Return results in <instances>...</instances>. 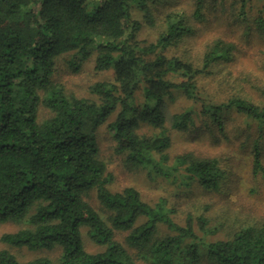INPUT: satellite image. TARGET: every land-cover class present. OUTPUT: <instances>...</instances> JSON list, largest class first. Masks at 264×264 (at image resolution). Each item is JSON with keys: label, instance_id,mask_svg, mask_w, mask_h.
<instances>
[{"label": "trees", "instance_id": "trees-1", "mask_svg": "<svg viewBox=\"0 0 264 264\" xmlns=\"http://www.w3.org/2000/svg\"><path fill=\"white\" fill-rule=\"evenodd\" d=\"M256 1L195 0L190 12L171 0H0V225L28 226L0 241L62 250L57 261L25 263L2 250L0 264H264V218L247 219L228 239L209 242L196 232H206V217L187 212L180 225L165 198L151 205L134 187L108 189L111 174L96 133L114 116L108 129L124 167L183 188L182 194L186 189L187 200L198 188L220 194L235 175L231 161L192 152L171 158L172 132L237 140L250 148L251 177L264 178V85L259 103L243 97L212 103L200 77L230 63L235 47L213 41L199 56L187 55L195 24L220 14L264 38V0ZM140 18L160 21L154 42L137 39ZM64 55L74 70L94 56L96 71H113L112 83L91 88L98 103L67 95L55 83V63ZM177 97L187 106L169 112ZM141 126L153 133L141 135ZM82 228L103 252L84 249Z\"/></svg>", "mask_w": 264, "mask_h": 264}, {"label": "rangeland", "instance_id": "rangeland-1", "mask_svg": "<svg viewBox=\"0 0 264 264\" xmlns=\"http://www.w3.org/2000/svg\"><path fill=\"white\" fill-rule=\"evenodd\" d=\"M171 1L177 2L178 10L192 12L195 5V0ZM253 1L258 6V2ZM217 18L218 21H215ZM215 19L211 18V22L195 24L197 34L195 38L189 40L187 45L192 49V53L187 52V55H192L193 58L199 56L213 41L229 43L235 47L234 59L230 63L224 65V68L216 67L214 71L207 72L200 77V89L204 90L205 99L215 104L226 103L234 97L247 98L255 103L263 101L259 91L260 86L264 85L263 36L257 32L249 31L247 33L245 29H248V25H238L226 14H220ZM140 21L141 29L137 39L145 44L154 42L162 30L160 21L153 25L144 23L142 18ZM251 26L253 24H249V29ZM180 50L182 51V49ZM70 58L71 56L64 55L56 60L53 80L63 87L67 95L92 99L98 103L97 97L91 93V88L97 83H112L114 80L113 71H96L94 56L82 62L77 70H74L69 64ZM201 59L199 57L195 63L201 65ZM184 106H187L184 100L177 97L169 104L168 110L175 112ZM40 114L42 118L49 116V112L46 110H41ZM113 119L114 116H111L101 122L96 130L100 157L106 163L108 172L111 174V181L107 186L111 191L119 192L125 187H134L140 192L142 200L151 205L160 198H165L168 201V206L175 210L172 215L173 220L180 225L184 224L187 212L192 213L195 218L201 215L206 217L208 219L206 232L201 233L199 230L196 232L200 236H205V240L209 242L228 239L237 227L244 225L247 219L248 222L251 220L259 222L264 218V178L253 179L250 175L249 147H239L237 140L229 143L224 139L214 140L206 134L198 136V133L195 132H172V143L169 149L171 158L192 152L201 158L215 157L223 163L231 161V171L235 175L232 182L225 185L220 194L209 193L198 188L191 193L193 197L187 200L188 198L184 197L186 189L182 194L183 188L167 184L160 178L149 180L146 177V171H129L124 167L123 157L115 152V142L108 129V124ZM138 132L141 135H150L153 130L147 126H141ZM231 139L233 138L231 137ZM262 159L264 163V153ZM91 204L96 209L99 208L94 195ZM25 228H28L25 224H2L0 225V238L4 234L15 233L19 229ZM159 231L162 236L169 233L162 225H160ZM81 236L84 249L88 253L95 254L105 250V247L96 245L89 239L87 228L81 229ZM123 237L124 234L117 233L115 240L125 246ZM2 250L8 251L16 261L21 263L37 258L57 261L62 254L59 247L50 250L30 251L25 247L8 246L0 241V251Z\"/></svg>", "mask_w": 264, "mask_h": 264}]
</instances>
